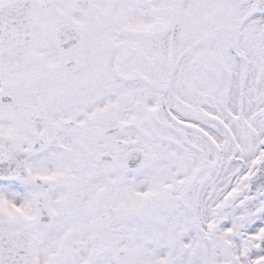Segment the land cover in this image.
<instances>
[{
    "label": "snow or ice",
    "instance_id": "1",
    "mask_svg": "<svg viewBox=\"0 0 264 264\" xmlns=\"http://www.w3.org/2000/svg\"><path fill=\"white\" fill-rule=\"evenodd\" d=\"M0 264H264V0H0Z\"/></svg>",
    "mask_w": 264,
    "mask_h": 264
}]
</instances>
